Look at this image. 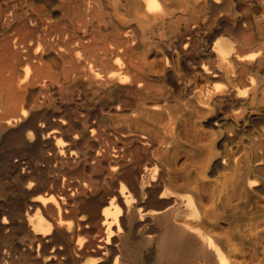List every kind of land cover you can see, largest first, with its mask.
Segmentation results:
<instances>
[{
    "label": "bare ground",
    "instance_id": "obj_1",
    "mask_svg": "<svg viewBox=\"0 0 264 264\" xmlns=\"http://www.w3.org/2000/svg\"><path fill=\"white\" fill-rule=\"evenodd\" d=\"M123 1L0 0V264H264V0Z\"/></svg>",
    "mask_w": 264,
    "mask_h": 264
},
{
    "label": "rangeland",
    "instance_id": "obj_2",
    "mask_svg": "<svg viewBox=\"0 0 264 264\" xmlns=\"http://www.w3.org/2000/svg\"><path fill=\"white\" fill-rule=\"evenodd\" d=\"M127 1H128V3H127ZM161 3L163 4V5H166L168 2H164L163 0L161 1ZM130 4H131V6H132V0H124L123 1V4H122V13L126 16H131L132 15V11H133V9H132V7L130 6ZM131 7V8H130ZM191 120H192V123H194L195 122V120H194V117L192 116V118H191ZM205 130H209V129H205ZM181 134H183L182 135V137H183V142H185V144H184V147L183 148H180V150H179V154H180V156L183 158L182 160H181V164L183 163L182 161H184V158H185V156L187 157V156H192V155H194L195 153H197V150H198V148H199V142H198V139L197 138H193L192 137V139L191 138H186L185 136H184V133H181ZM187 139V140H186ZM188 139H189V141H188ZM188 141V142H186V141ZM192 141V142H191ZM198 142V143H197ZM191 143H193L192 145H190ZM187 150H189L188 152H187ZM187 152V153H186ZM188 170H190V168H188ZM206 195V194H205Z\"/></svg>",
    "mask_w": 264,
    "mask_h": 264
}]
</instances>
